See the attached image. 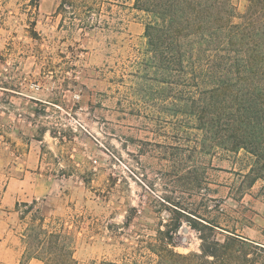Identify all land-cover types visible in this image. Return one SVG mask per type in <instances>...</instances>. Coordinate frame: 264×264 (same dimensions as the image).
Listing matches in <instances>:
<instances>
[{"label":"rangeland","instance_id":"obj_1","mask_svg":"<svg viewBox=\"0 0 264 264\" xmlns=\"http://www.w3.org/2000/svg\"><path fill=\"white\" fill-rule=\"evenodd\" d=\"M26 1L0 0V69L26 67L39 73L41 67H71L57 49L62 36L51 27L55 18L64 20L63 30L69 29L79 44L74 59L79 86L75 81L74 91L43 90L57 102L48 107L45 124L53 136L44 140L42 161L54 186L63 185L69 191L65 198L73 201L62 202L66 217L50 224L73 237V256L80 264H153L147 245L166 230L173 231L177 253H199V232L186 220L173 230L178 214L171 203L179 199L199 217L220 214L203 206L202 191H182L171 179L175 139L170 123L157 121L152 109L129 94L131 82L120 83L144 43L141 14L131 8V0H94L84 6L75 0H39L37 9ZM234 5L238 12L245 10ZM33 79L31 87L39 94V74ZM195 159L202 165V157ZM220 165L229 167L228 162ZM228 177L213 173L211 180ZM234 203L231 198L224 206L236 209Z\"/></svg>","mask_w":264,"mask_h":264},{"label":"trees","instance_id":"obj_2","mask_svg":"<svg viewBox=\"0 0 264 264\" xmlns=\"http://www.w3.org/2000/svg\"><path fill=\"white\" fill-rule=\"evenodd\" d=\"M75 1L84 6L94 0ZM38 4L25 3L33 9ZM131 8L141 14L144 43L120 83L131 82L129 94L152 109L157 121L170 123L175 153L169 176L182 191H202L208 211L218 210L228 196L244 206L241 201L252 195L255 182L264 181V0H248L243 12L232 0H131ZM195 155L203 158L202 165ZM224 162L231 166L220 165ZM212 172L230 177L214 181ZM171 204L178 214L173 230L186 220L199 232L200 252L177 253L173 231H161L147 245L153 264L264 263V247L241 238L235 228L199 217L179 199ZM20 208L24 217L32 204L19 202ZM37 219L33 215L25 230L24 259L80 264L73 237L44 217Z\"/></svg>","mask_w":264,"mask_h":264},{"label":"crops","instance_id":"obj_3","mask_svg":"<svg viewBox=\"0 0 264 264\" xmlns=\"http://www.w3.org/2000/svg\"><path fill=\"white\" fill-rule=\"evenodd\" d=\"M233 1L242 9L248 4V0ZM51 27L58 36H62L57 49L62 59H70L71 67H41L39 73L26 67L0 69V107L8 106L16 110L14 113L0 111L5 116L4 119L0 115V264H43L36 258L24 259L25 230L32 222L33 215L36 219L42 216L51 224L59 222L66 217L61 213V203L71 201L72 205L73 202L72 198H65L69 191H65L63 185L59 188L54 186L42 161L46 148L44 140L53 136L45 124L49 117L48 107L57 102L43 90L44 86H49L53 90L67 92L72 88L74 91L75 81L79 86L80 82L76 80L79 77L75 79V72L79 73L80 69L75 68L74 60L75 48L79 44H75L74 37L68 33L69 29L63 30L64 20L53 19ZM76 55L80 56V52ZM34 73L39 74V94L33 92L31 87ZM4 91L9 92L6 99L2 97ZM231 198L225 197L218 209L220 217L217 220L221 226L229 230L235 228V233L241 238L264 247V181L255 182L252 195H245L241 201L244 206L234 201L236 209H226L224 204ZM19 202L32 204L24 217L22 209H16Z\"/></svg>","mask_w":264,"mask_h":264}]
</instances>
